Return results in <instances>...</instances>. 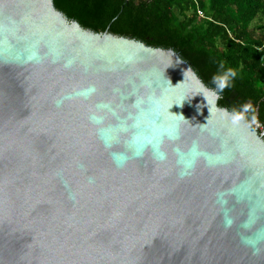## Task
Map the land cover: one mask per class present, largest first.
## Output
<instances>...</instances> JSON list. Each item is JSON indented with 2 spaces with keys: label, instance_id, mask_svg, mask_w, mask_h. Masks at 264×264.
Returning a JSON list of instances; mask_svg holds the SVG:
<instances>
[{
  "label": "water",
  "instance_id": "obj_1",
  "mask_svg": "<svg viewBox=\"0 0 264 264\" xmlns=\"http://www.w3.org/2000/svg\"><path fill=\"white\" fill-rule=\"evenodd\" d=\"M174 51L0 0V264H264L262 132Z\"/></svg>",
  "mask_w": 264,
  "mask_h": 264
},
{
  "label": "trees",
  "instance_id": "obj_2",
  "mask_svg": "<svg viewBox=\"0 0 264 264\" xmlns=\"http://www.w3.org/2000/svg\"><path fill=\"white\" fill-rule=\"evenodd\" d=\"M53 1L87 31L174 51L220 108L264 125V0Z\"/></svg>",
  "mask_w": 264,
  "mask_h": 264
},
{
  "label": "built area",
  "instance_id": "obj_3",
  "mask_svg": "<svg viewBox=\"0 0 264 264\" xmlns=\"http://www.w3.org/2000/svg\"><path fill=\"white\" fill-rule=\"evenodd\" d=\"M198 14L200 17L202 18H206V16L204 15V13L201 10H198ZM253 124L262 132L264 133V125L262 123H260L259 121H254Z\"/></svg>",
  "mask_w": 264,
  "mask_h": 264
}]
</instances>
